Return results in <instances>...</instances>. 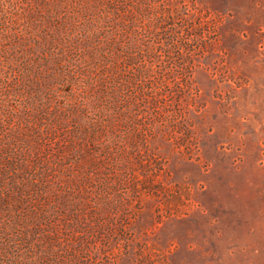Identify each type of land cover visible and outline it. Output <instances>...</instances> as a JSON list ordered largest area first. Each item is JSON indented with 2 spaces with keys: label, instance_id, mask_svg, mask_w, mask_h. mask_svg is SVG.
I'll return each mask as SVG.
<instances>
[{
  "label": "rangeland",
  "instance_id": "1",
  "mask_svg": "<svg viewBox=\"0 0 264 264\" xmlns=\"http://www.w3.org/2000/svg\"><path fill=\"white\" fill-rule=\"evenodd\" d=\"M0 264H264V0H0Z\"/></svg>",
  "mask_w": 264,
  "mask_h": 264
}]
</instances>
